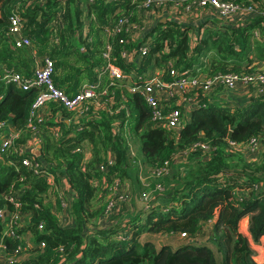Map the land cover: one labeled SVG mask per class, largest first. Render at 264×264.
I'll return each mask as SVG.
<instances>
[{"label":"trees","instance_id":"trees-1","mask_svg":"<svg viewBox=\"0 0 264 264\" xmlns=\"http://www.w3.org/2000/svg\"><path fill=\"white\" fill-rule=\"evenodd\" d=\"M144 1L0 0V122L8 121L18 132L12 145L0 150V237L3 256L21 250L13 264H218L206 245L187 243L172 249L167 241L157 245L140 241L144 232L193 237L208 222L213 224L224 264H260L237 229L249 215V233L253 240L262 238L264 246V188L254 186L264 184V92L239 100L227 95H215L212 101L203 98L205 106L189 112L174 107L184 112L179 128L157 126L143 97L128 89L126 79L109 85L104 54L110 47L109 60L135 74L131 86L142 80L140 76L146 78L143 74L151 68L161 70L162 78L169 81L177 78L169 75L172 68L206 76L248 72L255 62L264 61V16L251 18L244 27L208 26L196 41L190 38L191 27L167 21L136 41L135 31L125 27L144 26ZM230 1L253 2L263 9L262 0ZM14 15L19 16L21 34L30 45L15 47L8 36ZM120 20L126 22L117 31ZM141 46L146 53L140 60L127 61L140 53ZM124 50L130 55L127 60L121 55ZM44 56L53 60L51 79L64 95L72 97L83 83L98 78L97 91L106 89V94L104 105L91 108L96 115L75 122L69 118L77 117L74 110L48 103L46 115L35 121L39 147L33 155L40 168L34 171L21 164L30 152L19 150L30 143L27 124L39 89H20L1 76L14 71L33 77L38 59L41 62ZM133 138L140 143L137 157L130 146ZM252 141L259 143L255 157L236 151ZM178 155L184 161L176 164ZM135 160L141 165L133 168ZM166 163L173 183L163 184V191L151 195L157 197L148 207L141 202L142 208L129 211L135 205L131 199L108 209L106 195L114 177L121 180L132 174L137 180L140 173L159 175ZM61 181L71 189L64 221L58 213ZM237 186L247 191L246 199L235 196ZM8 195L14 196L13 201ZM15 204L26 214L24 227L16 231L18 238L5 231L12 228ZM119 229H124L127 239L110 238Z\"/></svg>","mask_w":264,"mask_h":264},{"label":"built area","instance_id":"built-area-1","mask_svg":"<svg viewBox=\"0 0 264 264\" xmlns=\"http://www.w3.org/2000/svg\"><path fill=\"white\" fill-rule=\"evenodd\" d=\"M263 9H260L256 3L251 2L248 5L235 3L230 0H145L143 3V15L146 19L153 21L164 20L173 21L180 24L182 27H191L192 32L190 38L196 41L199 33L206 27L217 25L218 28L222 26L227 27H244L248 24L249 20L257 15L264 16V0ZM10 27L8 36L11 37L12 43L15 47H22L30 45V40L21 34V25L19 16L14 15L10 18ZM125 20H120L117 24V31L120 27H123ZM144 27V26H143ZM143 27L139 25H132L125 27V31L134 32L138 34ZM130 29V30H129ZM255 35L258 36V32L255 31ZM137 37V35L135 36ZM122 42V41H120ZM111 52L110 47L107 48V52L104 56L108 59L105 70L109 77V85L118 83L119 81L126 79L129 82L128 89L133 92H138L144 99L145 103L151 110V120L157 125H165L169 128H179L182 122L181 107L185 112H189L191 109L204 107L205 103H201L203 98L213 100V96H224L237 94L240 98H248L255 94H261L264 92V67L255 68L252 71L236 73L232 71L217 72L213 75L206 76L203 73L193 74L189 70L177 72L172 68L169 62V67L172 69L168 71L170 76H176L174 80H165L162 78V71L155 68V77L151 79V76L139 79L135 86H131L133 81V75L123 71L120 67L116 66L109 60V54ZM146 53L145 46L140 47V53L133 56L130 60L129 52L127 50L122 51L121 55L127 61H139L141 56ZM53 70V60L49 56H44L41 62H37L34 76L25 78L17 72H6L2 75L1 79L5 83H13L20 89H28L29 87H36L39 89V93L35 97L31 106V115L27 124V128L31 131L32 136L30 143L20 148V152H30L29 156L23 157L21 164L34 171L39 170L40 162L36 160L33 153L37 151L38 146V130L36 128L35 121H41L43 116L46 115V106L50 102H56L68 110H74L77 113V117L74 114L69 118L73 122L77 118L89 117L91 108L95 111L101 107L102 95L106 94V89L98 92L101 79L98 78L95 82L83 83L79 91L72 97L64 95L58 88L53 85L51 79V73ZM134 74V73H131ZM135 75V74H134ZM142 75V74H141ZM0 94V98H1ZM230 97V96H229ZM104 105V104H103ZM169 108V109H168ZM68 121V120H66ZM10 126L8 121L0 122V130ZM18 132L13 130L9 132L1 141L0 150L3 151L7 146L10 147L12 142L17 138ZM250 144H257V150H259V143L252 141ZM248 144V145H250ZM246 145V147L248 146ZM24 147V148H23ZM204 150L207 147L202 146ZM245 147V146H243ZM258 152V151H257ZM257 154V153H256ZM2 154H0L1 157ZM166 165L158 170V173H165L167 171ZM52 177H49L51 181ZM117 181V180H116ZM115 184V181H114ZM113 184V185H114ZM258 189L261 183L254 184ZM238 200L243 199V195L234 192ZM264 196V194H263ZM10 201H13V195H8ZM16 197V196H15ZM115 199V201H113ZM117 198H111L108 209L118 208L116 200ZM60 206L64 210H69L70 201L66 197L61 199L59 194ZM20 204H15V210H13L10 220L12 221L11 230L6 229V233L12 238H18L17 229L24 227L25 213L19 211ZM0 216H3V211L0 210ZM42 225L39 228L42 229ZM186 236L185 233H181ZM21 237V236H20ZM4 238L0 237V263L13 264L17 261L18 254L21 250L18 248L14 252V255H4L5 246L3 244ZM43 245V243H42ZM41 246V243H40ZM61 249V248H60Z\"/></svg>","mask_w":264,"mask_h":264},{"label":"rangeland","instance_id":"rangeland-1","mask_svg":"<svg viewBox=\"0 0 264 264\" xmlns=\"http://www.w3.org/2000/svg\"><path fill=\"white\" fill-rule=\"evenodd\" d=\"M149 25H150V20L146 19L144 27L137 34L136 41L141 39L144 35H147L146 29L148 28ZM201 60L203 62L207 63V58H205V59L201 58ZM39 61H40V59H38L37 62H39ZM137 62H138V60H137ZM154 69L155 68H151V69L146 70L143 75H146L147 77L151 76V79H152L153 77L157 76V75H154V74H156V70H154ZM128 73H130V72H128ZM131 73H133V72H131ZM131 73L129 75H134ZM3 75H6V74H3ZM228 96L233 97L236 100L242 99L235 93L228 95ZM185 115H188V114H185ZM70 133L72 134V132H70ZM2 139H0V141ZM130 146H131V150L136 153V157H137L138 151H139V146H140L139 141H137V140L134 141V138H133L131 140ZM257 148H258L257 144H250L247 147L246 146L245 147H238L236 151L239 153H243L248 158H253L256 156V153L258 151ZM179 156L180 155L175 157V159H176L175 163L176 164H179L182 161H184L183 159H180ZM131 158L134 159L133 157H131ZM133 163H134L133 168L135 167V165H137V166H139V164L141 165V163H138V160L133 161ZM128 177H125L121 180H117V178L114 177L115 184L113 185L112 189H110L109 194L106 195V199L108 200V204H109V201L111 200V198L113 196V197L117 198L116 200H118V202H117L118 207H120V203H122V202L131 203L132 200H135V205H133V207L130 206L128 208L129 211H132L134 208L137 209V207H139V209L142 208L139 205V203H141V202L145 205V207H148V205H149L148 203H150V202L152 203L153 201H155V198L157 197V196L155 197V196H151V195H155L157 192L163 191L164 190L163 184L171 186L173 183V181H172L173 179H171L170 176L166 174V172L165 173L163 172L159 175H157V173H149V174H141L140 173V176H138L137 180H135V178L133 177L132 174ZM255 184H258V183H255ZM242 188H243V186L234 187L233 192H237L239 194H242L244 199H246V192L247 191H243ZM262 188H264V186H261L258 189L261 190ZM67 196H68V194L64 190V192L61 193V199L64 198V200H66ZM102 197H103V201H104L105 196L102 195ZM113 201H115V199ZM108 204H107V206H108ZM124 209H126V208H124ZM146 211H148L147 208H146ZM58 213L61 217H63V212L61 211V209H60V212H58ZM128 216H130V215H128ZM128 216L126 215L125 218H128ZM248 216H244L239 221L237 230L244 237H246L248 248L252 252V258L255 261H257L258 263L264 264V246L262 245V238L260 240H253V238L251 237V235L249 233L250 223L248 221V218H249ZM212 225H213L212 222L206 223L204 225V227L202 228V230L200 232H198L196 235H194L193 237L183 236L182 234H179V233L171 236L168 233L144 232L140 236V241L144 242L147 240H152L154 242V244L157 245V243H159L160 241L166 242V241L179 239L180 241H177L175 244L172 245V249H175V248H177L181 245L187 244V243H193L195 245H206L207 247H209L213 251L217 263L218 264H224V254H223V252H221L217 249L218 245H216L217 242L215 243V240L213 238V235H215V234H213L214 231H213ZM120 232L123 233L124 229H122V230L119 229L116 232H112L109 236H110V238H111V236H113V239H118V240H120V239L123 240V236L126 237V239H127L128 236L125 233H123V235H121V234H119ZM130 235H131V232H130Z\"/></svg>","mask_w":264,"mask_h":264},{"label":"crops","instance_id":"crops-1","mask_svg":"<svg viewBox=\"0 0 264 264\" xmlns=\"http://www.w3.org/2000/svg\"><path fill=\"white\" fill-rule=\"evenodd\" d=\"M159 22H160V23H165L164 20L153 21V22L150 23V25H149L148 28L146 29L147 32L151 31V30H152V29H153V28H154ZM253 67H255V68H261V67H262V68H263V67H264V61L255 62V63L253 64ZM226 97H227V96H226ZM12 130H13V126H12L11 124H10L9 127L0 130V139L4 138V137H5L9 132H11ZM59 187H60V188H59ZM57 188H58L59 194H61V193L64 192V190H65V192L68 194L67 198H69V200H71V199H70V195H71L70 191H71V189H70V187L67 185L66 182L61 181V182L58 184ZM61 211L63 212V215H64V217H63L61 220L64 221L63 219H65V216H66V218H67V211H68V210H64L63 208H61ZM177 241H180V240H179V239H175V240L167 241L166 243H167L168 245H171V248H172V245L175 244Z\"/></svg>","mask_w":264,"mask_h":264}]
</instances>
